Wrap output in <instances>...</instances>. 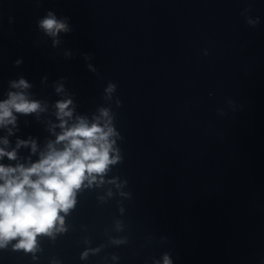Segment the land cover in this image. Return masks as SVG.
<instances>
[{
    "label": "water",
    "instance_id": "obj_1",
    "mask_svg": "<svg viewBox=\"0 0 264 264\" xmlns=\"http://www.w3.org/2000/svg\"><path fill=\"white\" fill-rule=\"evenodd\" d=\"M232 264H264V0H86Z\"/></svg>",
    "mask_w": 264,
    "mask_h": 264
},
{
    "label": "clouds",
    "instance_id": "obj_2",
    "mask_svg": "<svg viewBox=\"0 0 264 264\" xmlns=\"http://www.w3.org/2000/svg\"><path fill=\"white\" fill-rule=\"evenodd\" d=\"M42 26L53 34L65 28L54 18L44 20ZM20 86L27 84L21 80ZM70 103H58L60 116H71V112L65 111ZM38 107L22 95H11L8 101L0 103V124L12 122L11 109L29 113ZM60 126L63 128L64 123ZM111 135V128L105 132L98 125L89 126L81 120L58 137L57 142H65L63 150L52 149L29 168L0 165V180L4 181L0 184V246L19 236L22 239L17 247L30 251L38 234L49 233L57 220L62 224L63 218L58 214L66 213L74 205V190L81 186L86 173H103L109 163H114L109 158ZM4 155L15 157L14 152L0 149V156Z\"/></svg>",
    "mask_w": 264,
    "mask_h": 264
}]
</instances>
